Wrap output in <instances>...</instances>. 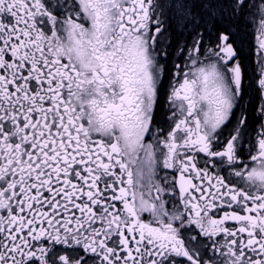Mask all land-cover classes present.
Returning a JSON list of instances; mask_svg holds the SVG:
<instances>
[{"label": "snow or ice", "instance_id": "6c2138e0", "mask_svg": "<svg viewBox=\"0 0 264 264\" xmlns=\"http://www.w3.org/2000/svg\"><path fill=\"white\" fill-rule=\"evenodd\" d=\"M0 264H264V0H0Z\"/></svg>", "mask_w": 264, "mask_h": 264}]
</instances>
